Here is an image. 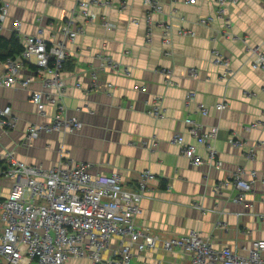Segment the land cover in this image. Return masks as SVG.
I'll return each instance as SVG.
<instances>
[{
  "label": "crops",
  "instance_id": "obj_1",
  "mask_svg": "<svg viewBox=\"0 0 264 264\" xmlns=\"http://www.w3.org/2000/svg\"><path fill=\"white\" fill-rule=\"evenodd\" d=\"M110 1L93 0L90 19L85 21L80 14L75 18L83 32L67 41L74 66L62 76L64 102L67 113L82 123L81 129L67 134L42 132L23 144L30 124H51L55 113L51 105L46 115L38 113L32 91L53 88L44 84L49 74L28 63L22 68L23 76L32 77L28 87H0V106L10 105L17 117L16 127L9 132L0 126V160L8 150H15L18 159L45 167L60 159L88 161L94 164V172L118 171L127 187L136 184L142 171L151 170L156 178L142 199L139 226L161 237L194 229L216 248L229 246L248 255L253 241L264 239V146L257 145L253 156L246 157L256 142L264 140V72L252 67L253 50L264 51V0H237L226 6L221 18L215 0H154L163 12L151 10L144 0ZM75 4L76 0H11L0 33L10 35L19 18L24 42L41 18L45 36L61 39L56 31L72 16ZM210 15L214 17L210 25L198 22ZM105 19L114 27H106ZM167 23L172 28L171 43L164 41L162 32ZM181 29L196 35L180 36ZM214 49L226 64L214 62ZM100 54L117 62L120 71L103 62ZM125 68L130 73L122 71ZM5 69L0 60V74ZM189 90L196 92V102H186ZM201 102L210 108L208 116L199 114ZM220 102L226 104L222 111L216 109ZM156 105L159 110L149 113ZM188 117L204 129L218 127L213 144L220 168L208 162L192 164L173 140L180 133L187 142H195L185 124ZM256 122L262 125L256 127ZM198 152L203 160L208 157L204 146ZM240 168L247 178L250 171L258 172L243 201L237 200L239 191L232 185L216 188ZM161 179L167 180L166 188L160 187ZM10 185L0 178L1 196ZM190 260L182 250L169 251L161 245L134 258L138 264H188Z\"/></svg>",
  "mask_w": 264,
  "mask_h": 264
},
{
  "label": "built area",
  "instance_id": "obj_2",
  "mask_svg": "<svg viewBox=\"0 0 264 264\" xmlns=\"http://www.w3.org/2000/svg\"><path fill=\"white\" fill-rule=\"evenodd\" d=\"M92 1L76 0L72 16L63 20L56 31L62 35L58 40L45 36V25L39 18L36 31L25 35L22 52L4 62L6 69L0 74V87H28L32 77L23 76L22 68L30 63L39 72L49 74L44 84L53 88V91L33 90L31 93L38 113L46 115L48 105L55 108V113L51 124L29 125L23 139L25 145L42 132L67 134L82 127L76 116L67 113L62 76L64 61L71 56L67 41H74L83 32L75 18L80 14L85 21L89 20ZM236 1L215 0L217 17H223L226 6ZM2 2L0 28L11 6V0ZM104 3L111 4V1L104 0ZM144 3L153 11L163 12L161 4L154 0H144ZM213 21L211 15L198 20L203 25H210ZM103 24L108 28L114 27L106 19ZM49 25L53 27V23ZM21 27L22 20L16 18L13 29L19 36L22 34ZM171 30L170 24L163 26L164 41L167 43H171ZM178 34L196 35L191 29L178 30ZM253 51L252 67L264 72V51L258 48ZM213 55L215 63H227L223 62L217 49L213 50ZM99 56L103 62L119 70L120 65L110 57ZM122 71L130 73L128 68ZM92 77L96 79L95 73ZM185 100L196 102V92L189 90ZM225 107L223 102L216 104L219 111ZM158 110V105L152 106L149 113ZM197 110L202 116L210 114V108L203 102L197 104ZM16 124L17 117L12 107L0 106V126L9 132ZM185 124L195 142H187L183 134H176L173 140L181 147L182 153L196 166L208 162L220 168L222 162L213 144L218 127L204 129L202 123L192 117L186 118ZM261 125L260 122L254 124L256 127ZM257 145L264 146V140L256 142L248 150L247 158L253 156ZM200 146L208 152L205 160L198 152ZM4 161L6 166L0 168V178L7 179L11 185L6 195H0V264H138L134 262L138 254L156 249L159 245L169 251L176 248L182 250L191 259L188 264H264V239L253 241L248 255H241L229 246L216 248L209 237L194 229L180 236L161 237L159 233L139 226L137 219L142 211V199L147 196L150 182L156 178L151 170L142 171L136 184L127 187L118 171L94 172V164L88 161L60 159L56 165L45 167L18 159L15 150H8ZM245 173V169L240 168L230 181L225 180L216 188L227 189L232 185L239 191L237 200L243 201L258 177L256 170L250 171L249 178L245 177ZM261 217L264 218V215Z\"/></svg>",
  "mask_w": 264,
  "mask_h": 264
},
{
  "label": "trees",
  "instance_id": "obj_3",
  "mask_svg": "<svg viewBox=\"0 0 264 264\" xmlns=\"http://www.w3.org/2000/svg\"><path fill=\"white\" fill-rule=\"evenodd\" d=\"M3 2L0 0V13L2 11ZM23 43L20 39V36L17 31H13L10 35H3L0 33V60L6 61L8 58H13L19 55L23 50ZM70 56L64 61V71L66 69L72 70L74 66V61L71 59ZM30 67L36 69L34 64H31ZM5 161L4 159L0 160V168H5ZM168 185L167 180L161 179L160 187L166 188Z\"/></svg>",
  "mask_w": 264,
  "mask_h": 264
}]
</instances>
